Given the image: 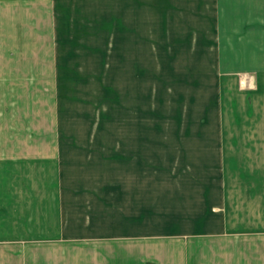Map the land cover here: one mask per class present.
I'll return each instance as SVG.
<instances>
[{"label":"crops","instance_id":"obj_1","mask_svg":"<svg viewBox=\"0 0 264 264\" xmlns=\"http://www.w3.org/2000/svg\"><path fill=\"white\" fill-rule=\"evenodd\" d=\"M87 1L104 0H0V264H264V0H239L235 26L213 34L207 73L229 89H214L203 134L170 153L163 201L127 209L107 153L62 168L57 137L18 108L61 63L92 72L54 21Z\"/></svg>","mask_w":264,"mask_h":264},{"label":"rangeland","instance_id":"obj_2","mask_svg":"<svg viewBox=\"0 0 264 264\" xmlns=\"http://www.w3.org/2000/svg\"><path fill=\"white\" fill-rule=\"evenodd\" d=\"M239 2L104 0L87 1L90 8L81 11L67 3L54 21L61 38L78 44L74 57L86 52L92 72L61 63L60 79L30 81L37 94L18 103L30 131L57 137L50 151L59 147L62 168L107 153L109 169L125 172L126 209L136 199L160 204L170 153L183 137L203 134L213 99L229 89L208 75L207 63L213 34L235 26ZM51 67L45 63L46 76Z\"/></svg>","mask_w":264,"mask_h":264}]
</instances>
